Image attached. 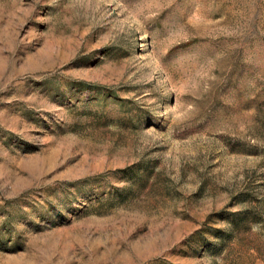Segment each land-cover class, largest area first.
Listing matches in <instances>:
<instances>
[{"label":"rangeland","instance_id":"374dc122","mask_svg":"<svg viewBox=\"0 0 264 264\" xmlns=\"http://www.w3.org/2000/svg\"><path fill=\"white\" fill-rule=\"evenodd\" d=\"M0 264H264V0H0Z\"/></svg>","mask_w":264,"mask_h":264}]
</instances>
